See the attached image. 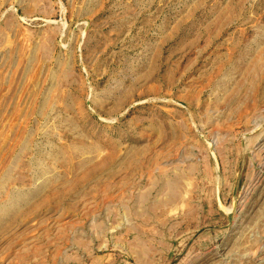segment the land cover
<instances>
[{"label": "rangeland", "instance_id": "374dc122", "mask_svg": "<svg viewBox=\"0 0 264 264\" xmlns=\"http://www.w3.org/2000/svg\"><path fill=\"white\" fill-rule=\"evenodd\" d=\"M0 264H264V0H0Z\"/></svg>", "mask_w": 264, "mask_h": 264}]
</instances>
